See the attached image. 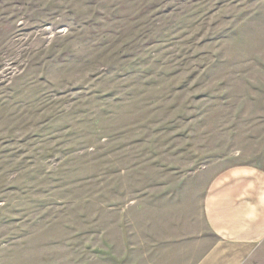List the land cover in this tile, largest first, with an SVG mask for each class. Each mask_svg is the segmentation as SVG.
I'll list each match as a JSON object with an SVG mask.
<instances>
[{
    "label": "rangeland",
    "instance_id": "1",
    "mask_svg": "<svg viewBox=\"0 0 264 264\" xmlns=\"http://www.w3.org/2000/svg\"><path fill=\"white\" fill-rule=\"evenodd\" d=\"M238 165L264 0H0V264H192Z\"/></svg>",
    "mask_w": 264,
    "mask_h": 264
},
{
    "label": "crops",
    "instance_id": "2",
    "mask_svg": "<svg viewBox=\"0 0 264 264\" xmlns=\"http://www.w3.org/2000/svg\"><path fill=\"white\" fill-rule=\"evenodd\" d=\"M208 237L192 264H264V170L238 165L220 172L203 201Z\"/></svg>",
    "mask_w": 264,
    "mask_h": 264
}]
</instances>
